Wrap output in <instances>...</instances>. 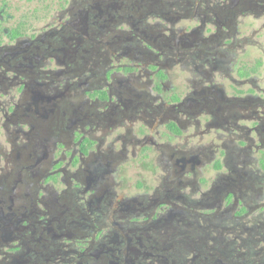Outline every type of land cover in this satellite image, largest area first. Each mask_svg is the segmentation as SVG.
<instances>
[{
    "label": "flooded vegetation",
    "instance_id": "af4514ba",
    "mask_svg": "<svg viewBox=\"0 0 264 264\" xmlns=\"http://www.w3.org/2000/svg\"><path fill=\"white\" fill-rule=\"evenodd\" d=\"M0 264H264V0H0Z\"/></svg>",
    "mask_w": 264,
    "mask_h": 264
}]
</instances>
